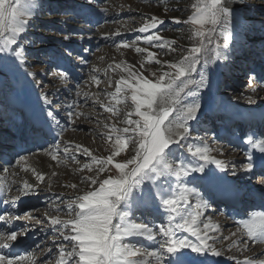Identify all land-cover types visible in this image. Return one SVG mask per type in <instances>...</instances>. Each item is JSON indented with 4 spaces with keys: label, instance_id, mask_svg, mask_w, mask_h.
<instances>
[{
    "label": "rangeland",
    "instance_id": "374dc122",
    "mask_svg": "<svg viewBox=\"0 0 264 264\" xmlns=\"http://www.w3.org/2000/svg\"><path fill=\"white\" fill-rule=\"evenodd\" d=\"M192 3L193 0H35L36 7L25 33L18 37L16 45L0 52V177L6 178L4 190L12 195L9 200L13 196H24L16 204L23 206L28 203V207L18 215L21 221L19 229H26L27 233L32 230V236L38 239L30 251L38 264H56L57 244L70 246V241H65L50 224L49 217L67 218V203L98 187L83 179L96 177L97 168L83 149L87 148L98 158L108 157L115 139L114 135L111 141L107 138L111 126L125 127L126 113L133 110L130 99L123 101L124 91L115 98L109 95L115 92L116 81L121 76L128 79V73L123 69L134 66L154 82L163 72L173 71L168 65L178 62L194 43L190 39L191 25L183 22L192 12ZM224 3L231 10L232 39L227 49H221L224 55L219 59H214L211 49L224 42L222 38L215 37L207 45L208 51L199 57L197 70L191 78L200 81L203 76V84L191 87L195 96H185L183 103L195 101L200 108L195 118L187 121V138L174 146V151L175 158L182 157L185 164L198 166L204 162L193 157L188 149L191 146L194 151L197 146L207 145L211 149L210 156L227 162L224 169L207 163L205 170L215 179L222 178L232 183L233 189H240L241 204L245 206L238 212L228 211H234L240 193L234 205L222 206L221 197L215 198L217 195L209 188L205 173L189 172L183 177V183L208 201L207 208L199 209L201 221L210 219L219 225L216 231L209 232L213 236L214 247L221 255L234 258L230 264H238L243 261L241 258L252 252L256 258H264L261 250L264 244L249 241L244 247L242 242L247 237L237 232V221L247 218L240 217L238 213L250 212L247 207L254 200L252 190L258 189L264 195V167L260 168L264 163L261 157H257L260 151L248 143L250 137L253 140L264 139V0H224ZM151 16L164 21L158 25V35L163 40L174 42L171 49L159 48L138 39L145 35L138 29ZM125 43L130 46L124 47ZM137 47L155 53L161 63L147 62L148 52L138 53L135 51ZM21 49L23 63L15 56V52ZM117 64L121 67L117 68ZM61 73L66 74L65 78H61ZM92 76H96L99 83L93 82ZM249 97L254 103L249 102ZM45 98L50 103H45ZM118 100L121 102L117 103ZM101 104L119 109V112L114 115ZM25 105L35 111L38 108L41 120L56 124L57 129L62 128L61 133L54 140H49L44 148L26 152L4 164L6 148L16 142L26 123L23 117L12 123L9 120H14L18 112L25 115L22 111ZM49 111L55 114V121L48 116ZM131 118L138 119L135 115ZM50 129L52 131V126ZM66 145L68 154L63 151ZM77 145L81 146L79 150ZM134 147L131 145L129 150L122 152L114 163L129 159L134 155L131 150ZM53 149H58L55 160L51 155ZM21 156L26 160L18 163ZM249 157L253 169L246 172L244 165L249 163ZM84 164L92 165L93 171L82 168ZM33 170L43 174V179L37 180ZM116 175L114 166L108 165L98 179ZM169 179L175 186V178ZM24 182L34 188L21 195ZM142 189H152L151 183L145 182ZM188 202L192 206L189 211H192L200 201L192 195ZM12 208L13 211L9 212L17 217L15 207L10 205V210ZM25 213H28L27 217ZM162 213L157 201L155 205L150 203L136 209L132 219L136 223L148 224L158 232L157 226L166 223V216ZM231 215L238 219L231 220ZM200 227L203 228V223ZM189 239L194 240L195 237L189 236ZM161 240L159 236L152 241L140 236L126 238V242L141 251H151Z\"/></svg>",
    "mask_w": 264,
    "mask_h": 264
},
{
    "label": "snow or ice",
    "instance_id": "6c2138e0",
    "mask_svg": "<svg viewBox=\"0 0 264 264\" xmlns=\"http://www.w3.org/2000/svg\"><path fill=\"white\" fill-rule=\"evenodd\" d=\"M35 7V0H0V52L18 43V37L25 33ZM190 7L192 12L183 22L191 25L190 39L194 43L178 62L168 65L173 71L163 72L154 82L134 66H128L123 69L128 73V79L121 76L120 80L116 81L115 92L109 94L115 98L124 91L123 101L130 99L133 110L126 113L123 121L125 127L111 126L107 138L111 141L114 135L115 139L108 157L98 158L87 148L83 149L97 166L96 177L89 176L83 179L90 181V185L98 187L70 200L66 205L67 218L49 217L50 224L56 228L59 235L65 241H70V246L57 244L56 264H204L199 257L207 256L209 253L214 256L221 255L214 247L213 236L209 235V232L216 231L219 225L214 227L210 219L208 222L200 220L199 209L207 208L208 201L203 200L198 192L186 187L183 177L189 172H200L205 173L208 180L215 179L213 174L206 172L205 164L214 163L217 168L224 169L227 162L210 156L211 149L207 145L197 146L194 151L190 146L188 151L191 155L204 162L198 166H191L185 164L182 157L175 158L174 146L187 138L189 133L187 121L195 118L200 108V104L195 101L191 104L183 103L185 96H195L191 87L203 84V76L200 81L191 78L192 73L197 70L199 57L208 51L207 45L211 44L215 37L222 38L224 42L223 45L216 44L211 49L214 59H219L224 55L221 49H227L232 39L231 10L225 6L224 0H193ZM163 23L164 21L157 16L146 19L138 29L145 35L138 39L155 44L159 48L171 49L174 42L163 40L158 35V25ZM123 46L130 45L125 43ZM135 51L148 52L147 49L139 47ZM15 56L21 59V63L24 62L22 49L17 50ZM147 62L161 63L152 52H148ZM116 67L120 68L121 65L117 64ZM140 67L143 68L144 64L141 63ZM65 75L61 73V78H65ZM91 79L99 83L96 76H92ZM249 83L251 84V80ZM248 99L250 103H254L251 97ZM45 103L50 101L45 98ZM101 106L114 115L119 112V109L111 106L103 104ZM133 115L138 119H132ZM48 116L55 121L53 112L49 111ZM105 127L108 128L109 125ZM248 143L252 148L264 153V139L253 140L250 137ZM131 145H135L131 149L134 155L122 162L114 163V160L122 152L129 150ZM80 148V145L76 146L77 150ZM57 151L58 149L52 151L54 160L57 159ZM63 151L68 154L67 145ZM25 160L26 157L21 156L18 163ZM108 165L114 166L117 175L99 180V174L103 173ZM82 168L93 171L90 164H84ZM252 169L253 164L249 157V163L244 165V170L251 172ZM33 173L37 180L43 179V174H38L35 170ZM171 177L176 180L175 186L170 183ZM5 180V177H0V190L6 187ZM145 182H150L155 191L152 189L144 191L142 186ZM70 187L75 188L76 185ZM33 188V185L24 182L20 194L26 195L33 191ZM192 195L200 202L195 209L189 211L192 206L188 201ZM17 200L18 197L13 196L11 200L6 199L3 203L14 206ZM157 201L159 208L163 209L162 215L166 216V223L157 226L158 232L148 224L133 221L136 209L150 203L155 205ZM25 216L27 217L28 213H25ZM17 219L20 217H14L9 211L0 214V222L5 224H11ZM201 223L203 228L200 227ZM237 226V232L247 237L242 242L244 247H247L249 241L264 244V211L248 213L246 219L237 221ZM25 232L26 229L15 231L11 228L6 232H0V239L4 240L0 243V264H38L34 254L26 249L22 254L4 251L25 244L22 239ZM232 235L235 236L236 233ZM134 236L145 237L149 241L156 240L159 236L162 240L158 247L153 246L151 251H141L135 245L126 242V238ZM189 236L195 239H189ZM238 264H264V259L245 256Z\"/></svg>",
    "mask_w": 264,
    "mask_h": 264
},
{
    "label": "bare ground",
    "instance_id": "6f19581e",
    "mask_svg": "<svg viewBox=\"0 0 264 264\" xmlns=\"http://www.w3.org/2000/svg\"><path fill=\"white\" fill-rule=\"evenodd\" d=\"M29 112L31 113V111L29 110ZM39 117V116H38ZM38 117L36 116V115H33L32 117H31V125H33V124H35V125H33V126H36V128L31 132V133H29V135H30V137H32L33 135V133H35V132H38L39 134H40V129H39V127H37L38 125H37V121H38ZM51 126H52V131H51ZM56 124H53V123H50L49 124V130H50V132H52L51 134H50V136L51 137H59V134L61 133V129L62 128H59V129H57L56 127ZM60 132V133H59ZM45 134H44V137L45 138H49V136L48 135H46V132H44ZM36 134V133H35ZM43 135V134H42ZM57 135V136H56ZM260 153V154H259ZM259 153H257V157H261V160L263 161V163H264V153H261V152H259ZM38 157V156H37ZM39 158V157H38ZM42 158V157H41ZM46 159V158H45ZM36 161V160H35ZM43 162V161H42ZM45 162V161H44ZM215 177V176H214ZM206 178V177H205ZM216 178V177H215ZM207 179V178H206ZM10 180V179H9ZM208 180V179H207ZM224 181V182H223ZM207 182H209L210 183V187L209 188H212V191H214V193L217 195V196H219V197H221V199H219V200H221L222 202H223V205H227L228 206V204L230 205V204H232L233 203V205L236 203V200H237V197H238V195H239V193H240V189H233V188H235L233 185H232V183H230V182H228V181H225L224 179H222V178H219V179H212V180H208ZM15 184V183H14ZM232 190H234V191H232ZM1 193H3V194H1V196H2V201L3 200H9V198H10V196H12L9 192L8 193H6V191H4L3 190V192H1ZM218 193H220V194H218ZM9 195V196H8ZM220 195H222V196H220ZM17 197V196H16ZM20 198H18V200L19 201H21L22 199H23V197L24 196H19ZM223 199V200H222ZM3 203L2 202H0V206L2 205ZM233 210H237L236 208H233ZM14 213V212H13ZM202 219V217L200 216V220ZM207 219H209V218H207ZM232 219H236V217H234V216H232L231 217V220ZM22 220V219H21ZM203 220V219H202ZM23 221V220H22ZM19 222H21L20 221V219H17V220H13L12 222H11V224H8V226L10 227V226H12L13 224H19ZM29 222V221H28ZM207 222H208V220H207ZM211 222L213 223V226L215 227L216 225H218L214 220H211ZM8 228V227H7ZM4 242V241H3ZM262 250V252H264V247L261 249ZM252 256H256V254L255 253H250L249 255H248V257H252ZM198 259H200V260H203L204 261V264H230V261H231V259L233 260L234 258L233 257H231V255H220V256H214V255H211L210 253L207 255V256H203L202 258H198ZM240 259V258H239ZM244 259V258H243ZM242 258H241V260H243ZM264 259V258H263ZM241 260H239V261H241Z\"/></svg>",
    "mask_w": 264,
    "mask_h": 264
},
{
    "label": "trees",
    "instance_id": "16d2710c",
    "mask_svg": "<svg viewBox=\"0 0 264 264\" xmlns=\"http://www.w3.org/2000/svg\"><path fill=\"white\" fill-rule=\"evenodd\" d=\"M242 9H244V6H242Z\"/></svg>",
    "mask_w": 264,
    "mask_h": 264
}]
</instances>
